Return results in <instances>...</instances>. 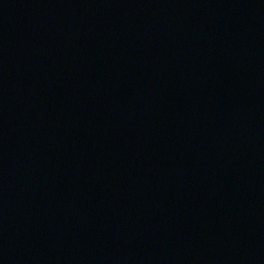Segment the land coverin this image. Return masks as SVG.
<instances>
[{"label":"water","instance_id":"obj_1","mask_svg":"<svg viewBox=\"0 0 264 264\" xmlns=\"http://www.w3.org/2000/svg\"><path fill=\"white\" fill-rule=\"evenodd\" d=\"M0 264H264V0H0Z\"/></svg>","mask_w":264,"mask_h":264}]
</instances>
